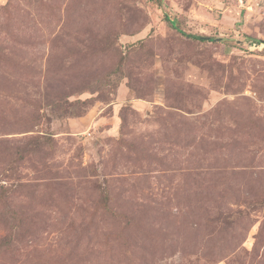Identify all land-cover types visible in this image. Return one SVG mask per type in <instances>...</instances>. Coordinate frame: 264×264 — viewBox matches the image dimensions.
I'll return each mask as SVG.
<instances>
[{
	"label": "rangeland",
	"instance_id": "rangeland-1",
	"mask_svg": "<svg viewBox=\"0 0 264 264\" xmlns=\"http://www.w3.org/2000/svg\"><path fill=\"white\" fill-rule=\"evenodd\" d=\"M0 264H264V0H0Z\"/></svg>",
	"mask_w": 264,
	"mask_h": 264
},
{
	"label": "trees",
	"instance_id": "trees-1",
	"mask_svg": "<svg viewBox=\"0 0 264 264\" xmlns=\"http://www.w3.org/2000/svg\"><path fill=\"white\" fill-rule=\"evenodd\" d=\"M170 22H171V24H172L173 26L176 27V23H175L174 19H173V20H170ZM181 32H182V31H181ZM183 34L186 35V36H188V37H196V39H199V40H204V39H206V38L203 37V36H193L192 34H187V33H183Z\"/></svg>",
	"mask_w": 264,
	"mask_h": 264
}]
</instances>
